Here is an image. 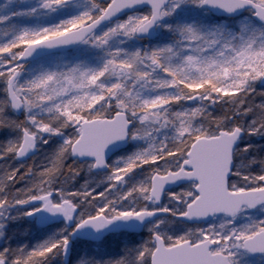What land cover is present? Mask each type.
<instances>
[{"label":"snow or ice","instance_id":"1","mask_svg":"<svg viewBox=\"0 0 264 264\" xmlns=\"http://www.w3.org/2000/svg\"><path fill=\"white\" fill-rule=\"evenodd\" d=\"M0 264H264V0L0 2Z\"/></svg>","mask_w":264,"mask_h":264},{"label":"rangeland","instance_id":"2","mask_svg":"<svg viewBox=\"0 0 264 264\" xmlns=\"http://www.w3.org/2000/svg\"><path fill=\"white\" fill-rule=\"evenodd\" d=\"M0 2H3V0H0Z\"/></svg>","mask_w":264,"mask_h":264}]
</instances>
